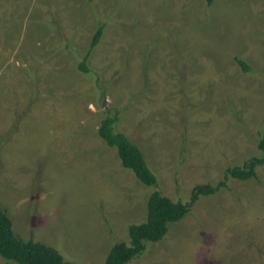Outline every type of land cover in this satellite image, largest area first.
<instances>
[{"label": "rangeland", "instance_id": "obj_1", "mask_svg": "<svg viewBox=\"0 0 264 264\" xmlns=\"http://www.w3.org/2000/svg\"><path fill=\"white\" fill-rule=\"evenodd\" d=\"M114 109L165 197L225 183L130 264H264V165L225 178L262 157L264 0H0V202L16 237L73 264L130 242L152 188L98 135Z\"/></svg>", "mask_w": 264, "mask_h": 264}, {"label": "trees", "instance_id": "obj_2", "mask_svg": "<svg viewBox=\"0 0 264 264\" xmlns=\"http://www.w3.org/2000/svg\"><path fill=\"white\" fill-rule=\"evenodd\" d=\"M209 5L214 0H206ZM244 1V0H242ZM104 27H100L94 35L90 50L81 63L80 69L89 72L88 59L91 52L99 44ZM243 71L248 72L249 67L240 59H236ZM120 111L114 109V114L107 116L102 122L98 135L110 148L118 151L119 158L125 169L134 172L136 178L145 186L152 188L147 203V219L144 223L129 227L130 242L116 243L110 249L105 264H130L146 249L147 243L162 241L169 232V226L182 221L190 212V205L198 202L200 197L216 195L225 183L216 186L197 185L192 192L189 203L174 202L161 193L157 176L149 168L144 153L124 133L116 132L114 126L120 120ZM258 149L262 157H253L242 167L229 168L225 178L240 181L258 179L257 168L264 165V134L258 141ZM0 257L17 264H73L54 248L33 240L24 241L16 237L13 223L7 211L1 209L0 202Z\"/></svg>", "mask_w": 264, "mask_h": 264}]
</instances>
